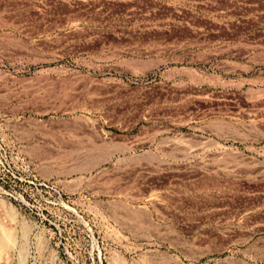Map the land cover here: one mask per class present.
Returning <instances> with one entry per match:
<instances>
[{
    "label": "rangeland",
    "instance_id": "374dc122",
    "mask_svg": "<svg viewBox=\"0 0 264 264\" xmlns=\"http://www.w3.org/2000/svg\"><path fill=\"white\" fill-rule=\"evenodd\" d=\"M0 264H264V0H0Z\"/></svg>",
    "mask_w": 264,
    "mask_h": 264
}]
</instances>
